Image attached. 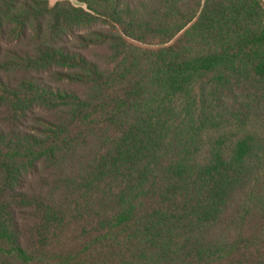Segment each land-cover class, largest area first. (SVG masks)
I'll list each match as a JSON object with an SVG mask.
<instances>
[{
    "label": "trees",
    "instance_id": "trees-1",
    "mask_svg": "<svg viewBox=\"0 0 264 264\" xmlns=\"http://www.w3.org/2000/svg\"><path fill=\"white\" fill-rule=\"evenodd\" d=\"M0 0V264H264L263 0Z\"/></svg>",
    "mask_w": 264,
    "mask_h": 264
},
{
    "label": "rangeland",
    "instance_id": "rangeland-1",
    "mask_svg": "<svg viewBox=\"0 0 264 264\" xmlns=\"http://www.w3.org/2000/svg\"><path fill=\"white\" fill-rule=\"evenodd\" d=\"M59 1H63V0H50V3L52 5H54L55 3L59 2ZM72 1L75 5L79 6L80 4L76 1V0H70Z\"/></svg>",
    "mask_w": 264,
    "mask_h": 264
},
{
    "label": "crops",
    "instance_id": "crops-1",
    "mask_svg": "<svg viewBox=\"0 0 264 264\" xmlns=\"http://www.w3.org/2000/svg\"><path fill=\"white\" fill-rule=\"evenodd\" d=\"M264 1V0H263Z\"/></svg>",
    "mask_w": 264,
    "mask_h": 264
}]
</instances>
